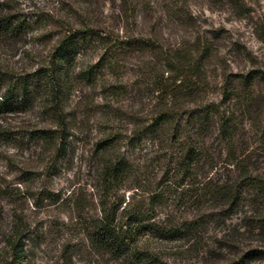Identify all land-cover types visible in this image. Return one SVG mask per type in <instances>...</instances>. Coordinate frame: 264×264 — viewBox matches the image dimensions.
Returning a JSON list of instances; mask_svg holds the SVG:
<instances>
[{
  "label": "rangeland",
  "instance_id": "rangeland-1",
  "mask_svg": "<svg viewBox=\"0 0 264 264\" xmlns=\"http://www.w3.org/2000/svg\"><path fill=\"white\" fill-rule=\"evenodd\" d=\"M8 1L18 17L29 22L37 16L41 25L27 28L23 36L0 34V74L6 77L44 68L52 45L64 33L66 21L77 26L76 14L86 5L79 0H4L7 4L2 5L0 0V10L8 11ZM137 3L139 19L152 17L156 23L158 20V29L145 20L136 26L130 17L117 21L125 4L133 7ZM170 5L187 21H168L165 13ZM88 6L100 21L121 25L113 30L115 39L152 35L157 46L168 53L180 44L192 51L198 41H210L214 58L205 63L204 74L209 82L206 97L211 101H221L220 89L229 76L264 71V0H93ZM101 53H88L78 69L97 62ZM137 55L139 58L122 64L119 73H103L95 85H74L66 107L69 111L77 110L73 112H78L79 124L62 151L43 140L42 132L57 129V119L43 107L42 101L0 114V264H141L131 255L98 249L86 235V227L100 214L94 150L107 127L100 111L108 96L102 90L103 78L109 83L121 80L122 85L126 84L123 106L135 105L139 109L138 103L154 98L146 68L150 66L159 75L162 73L161 60L153 52ZM261 102L264 110V100ZM150 105L145 106L147 110ZM262 120L264 123V116ZM118 126L115 128L119 129ZM127 126L123 125L124 133L130 128ZM247 131L245 141L251 143L252 151L260 145L255 140L259 134ZM219 142L209 144L213 163L217 164L209 169V178L216 183L235 180L238 175H228L223 168L228 148ZM241 148L239 144V151ZM121 150L132 157L136 168L133 175L150 179L144 185L160 183L172 167L171 148L147 143L135 148L122 146ZM260 156L263 154L257 151L256 157ZM160 186L158 191L162 190ZM171 188L166 194L168 201L157 207L153 222L168 228L170 223L193 218L199 208L202 225L187 239L162 238L147 232L139 239L141 250H150L168 264H230L246 255L247 264H264V229L256 220L260 214L248 194L235 206L206 200L202 206L187 208L189 205L178 201L176 190ZM134 191L137 189L122 190L118 197L131 204L148 202L149 194L139 190L135 195Z\"/></svg>",
  "mask_w": 264,
  "mask_h": 264
},
{
  "label": "trees",
  "instance_id": "trees-1",
  "mask_svg": "<svg viewBox=\"0 0 264 264\" xmlns=\"http://www.w3.org/2000/svg\"><path fill=\"white\" fill-rule=\"evenodd\" d=\"M79 1L86 4L80 8V13L83 10L85 15L76 14L77 26H70L66 21L64 33L52 45L49 62L44 68L16 76L0 74V114L32 106L36 100L42 101L43 107L57 119V129L42 132L43 140L62 151L79 124L78 112H73L77 110L69 111L66 107L74 85L80 82L95 85L103 73H119L122 64L139 58L138 53L151 51L161 60V75L150 66L146 68L154 98L138 103L139 109H135V105L123 106L126 84L122 85L121 80L109 83L103 78L102 90L108 96L100 111L107 127L94 150L100 214L86 227L92 244L108 253L131 255L141 264H168L150 250H141L140 237L149 232L162 238L187 239L195 235L203 221L198 208L193 218L179 224L170 223L168 228L153 222L157 207L168 201L166 194L172 186L179 196L177 200L189 205L187 208L202 206L206 200L225 201L226 205L235 206L248 194L250 203L260 214L256 220L264 229V110L261 106L264 71L251 70L229 76L220 89L221 101H211L206 97L209 82L204 74L205 63L214 58L210 41H198L192 51L180 44L168 53L157 46L152 35L146 38L118 35L115 39L113 30L121 25H107L99 16L91 14L88 3L93 0ZM4 4L7 2L3 0ZM9 4L8 1V11L0 10V34L23 36L27 28L31 30L34 25H41L37 16L29 22L18 17ZM137 6L138 3L133 7L125 4L117 21L134 18L135 25L139 26L145 18L139 19ZM165 14L171 22L187 21L171 5ZM144 22L151 23L152 28L160 27L158 20L156 23L152 17ZM94 50L102 52L98 61L78 69L87 54ZM152 102L154 104L150 105ZM146 105L151 108L147 110ZM115 125H119V129ZM123 125L130 126L125 129L126 133ZM247 129L256 136L259 134L255 140L260 145L252 151L251 143L245 141ZM218 140L228 148L223 168L228 175H238L235 180L216 183L209 178V169L217 166L213 163L209 144ZM147 143L173 149L172 167L154 186L144 185L150 180L146 175H133L136 168L132 157L121 150L122 146L135 148ZM257 151L263 156L256 157ZM159 186L162 187L160 191L157 190ZM135 189V195L139 190L149 194L148 202L140 200L131 204L118 197L122 190ZM247 258L248 255L243 256L230 264H247Z\"/></svg>",
  "mask_w": 264,
  "mask_h": 264
}]
</instances>
